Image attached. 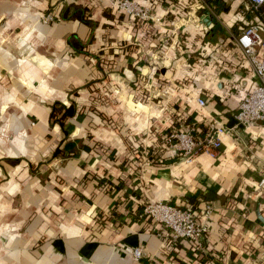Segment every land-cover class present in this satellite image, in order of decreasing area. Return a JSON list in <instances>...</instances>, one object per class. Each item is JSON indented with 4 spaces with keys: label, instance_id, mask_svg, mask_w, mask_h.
Here are the masks:
<instances>
[{
    "label": "crops",
    "instance_id": "obj_1",
    "mask_svg": "<svg viewBox=\"0 0 264 264\" xmlns=\"http://www.w3.org/2000/svg\"><path fill=\"white\" fill-rule=\"evenodd\" d=\"M133 1L154 21L113 0H0V264H264V122L235 120L256 83L236 36L258 16L245 0L190 15L189 0ZM55 102L74 103L66 130ZM213 120V154L188 161L155 137ZM149 201L199 222L209 205L203 250L138 218Z\"/></svg>",
    "mask_w": 264,
    "mask_h": 264
},
{
    "label": "built area",
    "instance_id": "obj_2",
    "mask_svg": "<svg viewBox=\"0 0 264 264\" xmlns=\"http://www.w3.org/2000/svg\"><path fill=\"white\" fill-rule=\"evenodd\" d=\"M244 11L257 15L258 18L245 25L237 34L236 42L242 53L247 58L255 76L256 83L248 90L238 103L235 113L236 124H248L254 121L264 122V54L257 56V50H264V0H245ZM113 5L119 10L133 16L141 22L154 21L150 7L139 5L133 0H113ZM208 6L206 0H189L187 15H190L196 7ZM43 22L53 20L50 12L41 16ZM197 104L200 108L206 106V99L199 96ZM225 129L217 126L216 121L204 130L197 126L190 129L171 130L166 134V146L172 148L186 160L199 152L213 154V151L220 147L219 135ZM260 184H264V178ZM209 205L205 208L206 219L199 222L194 212L187 207L177 206L165 201H149L141 205L137 212L138 218H150L163 227V236L173 243H180L183 240L191 241L199 251L203 250V240L207 237L209 223L207 216L210 214ZM131 257L138 262L143 257V248L135 246L131 250Z\"/></svg>",
    "mask_w": 264,
    "mask_h": 264
},
{
    "label": "trees",
    "instance_id": "obj_3",
    "mask_svg": "<svg viewBox=\"0 0 264 264\" xmlns=\"http://www.w3.org/2000/svg\"><path fill=\"white\" fill-rule=\"evenodd\" d=\"M215 2H218V0H215ZM222 9V6H217V10L220 11ZM70 18H77L81 20L82 22L90 25L91 20L85 18L83 14V10H80L78 6H75V10L71 14ZM70 45L73 47L75 50H80L81 47H78L75 43L72 41L69 42ZM75 113V108H74V103H71L70 106H65L61 102H55V104L52 106L51 110V124H58L63 130H66V124L68 122V119L72 117ZM103 150L104 146H100Z\"/></svg>",
    "mask_w": 264,
    "mask_h": 264
},
{
    "label": "rangeland",
    "instance_id": "obj_4",
    "mask_svg": "<svg viewBox=\"0 0 264 264\" xmlns=\"http://www.w3.org/2000/svg\"><path fill=\"white\" fill-rule=\"evenodd\" d=\"M155 129H157L156 130V136L155 137H159L161 139L160 140V143L161 144H164L165 143L166 134L168 132H170L171 130H174V129H171V128H167L166 125H164V126L162 125L161 129H159V127L155 128ZM152 134H153V132H152Z\"/></svg>",
    "mask_w": 264,
    "mask_h": 264
}]
</instances>
